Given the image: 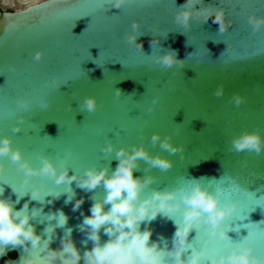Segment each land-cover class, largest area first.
Listing matches in <instances>:
<instances>
[{
    "label": "water",
    "instance_id": "water-1",
    "mask_svg": "<svg viewBox=\"0 0 264 264\" xmlns=\"http://www.w3.org/2000/svg\"><path fill=\"white\" fill-rule=\"evenodd\" d=\"M114 2L25 0L19 10L0 11V140L9 137L13 150L20 149L33 168L42 167L43 155L60 170L69 168V175L81 177L88 169L105 167L111 176L118 161L115 152H102L109 142L116 150L129 151L142 144L153 157L171 160L174 167L161 171L140 160L135 177L156 178L141 199L153 190L190 191L200 180L221 206L237 205L224 221L231 226L230 240L206 243V225L190 234L189 251L207 253L202 264H208L214 251L230 255L241 243L264 259V150L257 154L233 149L234 142L248 134H257L264 149V24L254 32L248 19L264 18V0H126L120 9L112 7ZM185 8L201 13L190 29L175 20ZM216 9L224 10L225 22L232 21L223 34L212 19L203 21ZM133 21L140 23L139 32H134ZM129 34L141 36L143 52L127 43ZM150 39L161 43L151 46ZM168 51L185 60L184 66L156 63ZM37 52L43 54L39 61L34 58ZM116 89L122 95L117 96ZM90 96L96 98L94 113L82 108ZM20 100L29 101L28 110L18 106ZM14 126L20 131L14 132ZM156 133L160 140L153 146ZM167 137L184 152L162 149L160 143ZM0 163L5 167L0 198L10 199L16 210L29 201V213L43 208L30 220L38 235L48 239L44 229L57 223L48 215L63 210L81 255L93 247L79 226L91 215L90 197L104 199L102 186L88 192L74 182L76 199L84 204L73 211L75 200L65 203L67 184L34 176L25 187L24 173L9 157L0 158ZM33 187L41 189V202L31 198ZM49 194L61 195L49 203L52 197H45ZM173 219L176 222L158 217L142 224L141 230L150 227L152 241L163 236L160 246L166 241L171 250L177 224L183 223L182 212ZM64 235L65 229L57 227L52 249L61 247ZM109 239L101 229V242ZM10 253L15 256L10 258ZM43 253V246L26 252L9 245L0 264H22L23 258Z\"/></svg>",
    "mask_w": 264,
    "mask_h": 264
},
{
    "label": "clouds",
    "instance_id": "clouds-1",
    "mask_svg": "<svg viewBox=\"0 0 264 264\" xmlns=\"http://www.w3.org/2000/svg\"><path fill=\"white\" fill-rule=\"evenodd\" d=\"M51 3L53 0H48V4ZM125 3L126 0H115L112 7L120 9ZM215 12L214 16H204L203 21L206 23L212 19L213 24L219 25V33L223 34L231 27L232 21L225 22L223 9H216ZM200 17V11L193 12L192 9L185 8L176 13L175 20L183 28L190 29L191 21L193 19L199 21ZM248 19L254 26V32H258L261 25L264 24V18L257 20L255 16H249ZM132 28L134 32H139L140 23L133 21ZM140 37L136 34H129L126 37L127 43L133 45L137 52H143L144 49ZM149 43L151 46L160 45L161 41L150 39ZM231 49L232 45L228 44L227 50ZM42 55L37 52L34 58L39 61ZM156 63L168 68L173 65L183 67L185 60L178 59L176 52L168 51L165 55L158 57ZM116 95H122V90L116 89ZM18 106L28 110L30 103L20 100ZM82 108L90 113L96 112V98L92 96L86 98ZM20 123H23V118ZM13 131L18 132L20 128L14 126ZM159 140V133L154 134L152 136L153 146ZM170 140L171 137H167L160 143V147L171 154L184 152L183 146L176 147L170 143ZM233 149L236 152L249 150L257 154L264 150L257 134L240 137L234 142ZM102 152L106 154L115 152L118 164L111 176H109L110 168L105 167L100 170L88 169L81 177L78 174L69 175L71 171L69 168L60 170L49 157L43 155L39 157L42 167L33 168L28 161L24 160L20 149L13 150L9 137L0 140V158L9 157L11 162L24 173L23 186L27 187L34 176L50 178L55 181L56 185L67 184L65 203L75 200L73 211L79 210L84 204L83 199H76V193L71 187L74 182L77 187L88 192H94L101 186L106 192L103 200H98L96 195L90 197L93 201L90 209L91 215L85 216L83 223L79 226V231L86 235L87 240L93 242V247L86 249L83 256L71 238V229L67 228L69 218L63 210H57L48 215L49 221L56 220L57 223L44 229V234L49 237L44 239L43 235L37 234L35 225L30 223V220L43 212V208L33 209L29 213L31 202L29 201L24 203L20 210H16L10 199L0 198V256L5 255L9 245L13 249L23 247L26 252L40 249L43 246L42 256L33 255L23 258L22 264H81V260H83V264H202V260L207 256L206 251H197L194 248L189 251L192 243L189 236L193 230L206 225V235L209 238L206 243H212L217 239L219 241L231 239L228 236L231 226H225L224 221L235 213L237 208L235 203H225L221 206L217 196L206 190L200 180H196L195 186L190 191L185 188H180L177 191L153 190L150 196L141 199V194L156 182V178L151 176L147 178L135 177L134 173L139 168L138 162L143 160L152 168H159L161 171L172 169L174 163L160 156L153 157L142 144L133 145L132 151H129L123 147L116 150L114 145L109 142ZM4 172L5 167L0 163V175H3ZM30 195L33 200L41 202L39 199L40 188L33 187ZM60 195L53 197L49 194L45 197L51 196L52 200H49V203H52ZM108 205L111 207L105 211ZM180 212H182L183 223L182 225L177 224L171 250H169L166 241L163 247L160 246V241L164 240L163 236L158 241H152L150 227L141 230V225L145 222L151 224L161 216L174 220L173 217ZM174 222L176 221L174 220ZM57 227L65 229V235L61 240V247L54 250L51 248L52 236ZM101 229L105 235L110 237L107 242H101ZM254 251L253 247H246L241 243L232 249L230 255H218L214 251L213 255L208 258V264H264V259L253 255Z\"/></svg>",
    "mask_w": 264,
    "mask_h": 264
},
{
    "label": "flooded vegetation",
    "instance_id": "flooded-vegetation-1",
    "mask_svg": "<svg viewBox=\"0 0 264 264\" xmlns=\"http://www.w3.org/2000/svg\"><path fill=\"white\" fill-rule=\"evenodd\" d=\"M22 1L25 0H0V11H15L22 8Z\"/></svg>",
    "mask_w": 264,
    "mask_h": 264
},
{
    "label": "trees",
    "instance_id": "trees-1",
    "mask_svg": "<svg viewBox=\"0 0 264 264\" xmlns=\"http://www.w3.org/2000/svg\"><path fill=\"white\" fill-rule=\"evenodd\" d=\"M14 256H15V253H10V254H9V257H10V258H13Z\"/></svg>",
    "mask_w": 264,
    "mask_h": 264
}]
</instances>
